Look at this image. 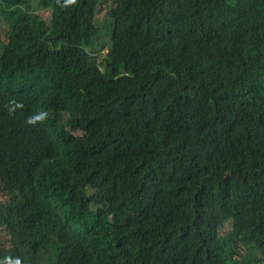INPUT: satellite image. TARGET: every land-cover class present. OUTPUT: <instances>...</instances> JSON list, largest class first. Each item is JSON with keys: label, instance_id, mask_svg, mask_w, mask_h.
Wrapping results in <instances>:
<instances>
[{"label": "trees", "instance_id": "16d2710c", "mask_svg": "<svg viewBox=\"0 0 264 264\" xmlns=\"http://www.w3.org/2000/svg\"><path fill=\"white\" fill-rule=\"evenodd\" d=\"M0 16V264H264V0Z\"/></svg>", "mask_w": 264, "mask_h": 264}, {"label": "rangeland", "instance_id": "374dc122", "mask_svg": "<svg viewBox=\"0 0 264 264\" xmlns=\"http://www.w3.org/2000/svg\"><path fill=\"white\" fill-rule=\"evenodd\" d=\"M99 23L100 24H105L106 21V12L103 14L99 15ZM6 29V24L2 20V17L0 16V45H4L7 43V37L5 34ZM111 41V37L108 33L104 32L101 40L99 41V45L97 47V52L93 54L94 59H95V65L99 66L101 69L104 67L102 66V62L105 60V57L109 56V43ZM101 64V65H100Z\"/></svg>", "mask_w": 264, "mask_h": 264}, {"label": "clouds", "instance_id": "9594fccd", "mask_svg": "<svg viewBox=\"0 0 264 264\" xmlns=\"http://www.w3.org/2000/svg\"><path fill=\"white\" fill-rule=\"evenodd\" d=\"M15 264H19V261L17 260V261L15 262Z\"/></svg>", "mask_w": 264, "mask_h": 264}]
</instances>
